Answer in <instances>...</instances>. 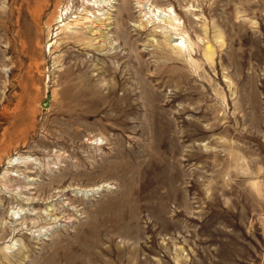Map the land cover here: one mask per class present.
Listing matches in <instances>:
<instances>
[{"label": "rangeland", "instance_id": "1", "mask_svg": "<svg viewBox=\"0 0 264 264\" xmlns=\"http://www.w3.org/2000/svg\"><path fill=\"white\" fill-rule=\"evenodd\" d=\"M0 264H264V0H0Z\"/></svg>", "mask_w": 264, "mask_h": 264}, {"label": "bare ground", "instance_id": "2", "mask_svg": "<svg viewBox=\"0 0 264 264\" xmlns=\"http://www.w3.org/2000/svg\"><path fill=\"white\" fill-rule=\"evenodd\" d=\"M97 1V0H96ZM109 1H111V0H107V3H109ZM96 4V5H95ZM110 4H111V2H110ZM94 7H97V9L100 7V3H97V2H94ZM99 10V9H98ZM68 12L66 11L65 12V14H67ZM146 13L147 12H144V15H146ZM99 15V14H98ZM90 17H92L91 15L90 16H87V17H85L84 19L85 20H87L88 18H90ZM165 20H168L169 21V23H170V25L173 27V29H178L179 28V23H178V20L176 19V18H164ZM67 20V21H66ZM93 20L95 21V22H97L98 21V18H97V16H94L93 17ZM93 20H91V22H93ZM70 21H76V19H72L71 18V20H69L68 21V16L66 17H63L62 16V14H60L59 16H56V18H55V22L56 23H63L62 25H61V27H63L61 30H62V32H63V34H65L66 36H67V38H72V39H74V42L75 43H79L80 42V39H79V37L78 36H76V35H73V34H70L69 33V29H71L70 27H69V25H70ZM150 23L152 24V25H156L157 24V22H156V20H154V19H150ZM96 27H98L97 26V24H96ZM180 40V43H178L177 41H179ZM183 37L181 36V37H179V38H176L175 39V45H177V46H179L181 43H183ZM179 44V45H178ZM85 48H88V45H86V46H84V47H82L81 49H85ZM73 67H75V69H77V68H79L80 67V65L79 64H77V65H72Z\"/></svg>", "mask_w": 264, "mask_h": 264}, {"label": "water", "instance_id": "3", "mask_svg": "<svg viewBox=\"0 0 264 264\" xmlns=\"http://www.w3.org/2000/svg\"><path fill=\"white\" fill-rule=\"evenodd\" d=\"M42 105H43V107H46L47 104L46 103H43Z\"/></svg>", "mask_w": 264, "mask_h": 264}]
</instances>
